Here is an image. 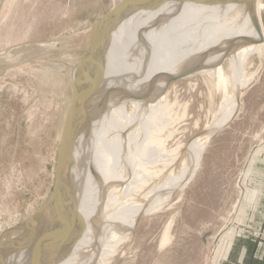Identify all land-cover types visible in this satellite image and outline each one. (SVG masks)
Listing matches in <instances>:
<instances>
[{"label": "rangeland", "instance_id": "1", "mask_svg": "<svg viewBox=\"0 0 264 264\" xmlns=\"http://www.w3.org/2000/svg\"><path fill=\"white\" fill-rule=\"evenodd\" d=\"M120 1L0 0V257L25 245L24 223L50 198L61 131L71 103L74 68L87 49L92 26ZM260 2L264 5V0ZM227 6L221 9L222 17L210 23L211 27H218L216 30L222 29V49L229 45L226 40L230 36L251 29L247 16L236 12L238 8L223 16ZM141 14L119 23L117 28L122 24L119 38L117 28L106 38L104 53L108 65L103 75L115 64L123 73V67L134 61L146 58L149 59L146 63H153L162 52H153L151 36L163 47L182 31L191 30L192 35L199 31V18L184 20L185 28L183 20L170 18L163 26L145 34L143 27L154 19L149 21L148 14ZM262 22L264 28V10ZM129 30L136 32L131 37L146 50L144 54L129 56L135 51L127 45ZM197 42L191 43L196 46ZM228 66L227 61L222 62V71L227 76ZM242 71L248 82L239 90L238 109L227 122L217 117L223 98L233 100L231 86L224 96L223 90L217 88L216 76H211L212 79L207 74L178 76L159 92L160 103L162 106L167 103L170 115L158 137L171 158L159 164L162 172L157 176L151 170L145 185H141L143 192H136L135 202H145L149 196L154 199L151 202L161 205L139 217L133 226L134 216L126 222L125 229L122 227L117 234L122 239L116 241L107 264H205L208 239L234 225L253 157L264 152V49L250 54ZM134 77L140 83L142 73ZM97 98L94 94L88 104L84 103L79 126L96 105ZM126 111L128 114L135 111L130 101ZM203 142L206 144L198 161L187 168L186 149L192 144L201 146ZM75 153L74 165L79 161ZM81 179L84 185L85 176ZM159 185L163 187L153 193ZM74 209L77 214L78 209ZM80 231L76 234H82ZM115 239L110 241L115 243ZM113 245L108 244L110 253ZM86 248L98 251L99 244L94 242ZM99 252L104 253L101 249ZM106 257L104 254L101 260L105 261Z\"/></svg>", "mask_w": 264, "mask_h": 264}, {"label": "bare ground", "instance_id": "2", "mask_svg": "<svg viewBox=\"0 0 264 264\" xmlns=\"http://www.w3.org/2000/svg\"><path fill=\"white\" fill-rule=\"evenodd\" d=\"M185 4H187V7L182 10ZM225 5L228 6L224 10L223 16L233 13L238 8L236 12H241L242 16H247L251 29L241 35L234 34L235 36H230L231 39L226 40L229 45L222 49L224 39L222 29L216 30L218 27L215 25L211 27L210 23L222 17V15L220 16L221 9ZM167 7L170 8L169 12ZM263 10L264 5L260 0H254L253 3L245 0H232L231 2L216 4L170 1L158 2L151 6H145L140 2L133 3L130 12L121 23L132 16L141 13L144 16V13H146L151 18L149 21L154 20L143 27L142 31L145 34L163 26L170 18L183 20V28L187 25L184 20L199 18V31L194 35H192L194 32H191V30L182 31L177 38H174L175 40L172 43L163 47H159L158 39L155 40L151 36L149 39L154 46L153 52H162L157 59L152 61L153 63H146L149 59L143 58L123 67V73L120 66L115 64L112 66L114 68L103 75L104 79L108 81H103V84L101 83L96 90L95 96H98L96 105L86 115L84 114L85 117L78 127L76 140L72 148L71 164L67 170V178L70 193L73 195V205L78 211L70 224L68 239L58 251L56 264H107L112 254H114L116 241L122 239L117 234L121 233L119 230L122 227L125 229L126 222L128 220L130 222L132 220L130 218L134 216L131 221L133 226L139 217L158 209L161 204L151 202L154 200L153 197L149 198L148 196L147 201L139 200L137 203L135 197L138 195H136V192L142 191L143 187L141 185L151 175V170H153L152 174L157 176L159 172H162L158 168L159 164L171 158V155L169 156L164 150L165 147L162 148V139L160 140L158 137L170 115L167 111V103L164 106L160 103L161 95L159 92L178 76L207 74L210 79L213 78L211 76H216L218 80L217 88L221 92L223 90L224 96L227 94L228 86H231L232 92L230 93L233 100L231 97L225 96L223 98L220 116L217 117L221 118L222 121H229V118L238 109L239 90L248 82L242 71L246 58L250 54L259 53L264 49ZM254 17L259 32L255 29ZM121 27L122 24L118 28L116 27L118 30L117 37ZM131 31L129 30L128 34ZM135 34L136 32H133L126 37L128 38L127 45L135 50L133 54L129 55L130 57L146 52L140 46L139 41L135 42L131 37ZM195 36L198 37L195 38ZM260 37L263 45L258 46L256 43ZM195 41L198 43L196 46L192 45ZM248 42L251 44H247ZM134 43H137V45H134ZM114 47L112 53H115ZM106 59H108V56L105 54L104 70L106 69L105 65H108ZM223 61H227L230 65L227 70L229 76L222 71ZM213 69L215 70L213 71ZM76 70L74 72L77 73ZM140 72L142 77L139 83L134 76L140 74ZM205 82L208 83V81ZM113 88L118 89V91L116 92ZM163 100L165 101V99ZM128 101L135 108L133 114H128L126 111ZM220 124L222 127V123ZM205 144L206 142H203L201 146H198V144L188 146L189 148L186 150L189 157L186 165L189 167L187 168L190 169L196 164ZM74 153L78 155L77 160L79 159L75 165ZM149 165L152 167L150 168ZM188 172L183 173L181 181L185 180ZM84 176L85 182L83 185L81 177L84 178ZM162 185L153 189V193H156V190L159 191L158 189L163 187ZM79 227L82 228V231L78 229ZM78 230L82 234L76 235ZM80 237L83 239L86 237L87 240L81 241L78 239ZM113 238H116L115 243L110 241ZM9 241H7V245H9ZM94 242L99 244V249L104 253L100 254L99 249L97 251L93 248L89 250L86 248L88 244L91 245ZM161 243L160 245H162ZM108 244H114L111 253L108 250ZM104 254H107L108 257L105 261H102ZM29 255L30 251L23 250L15 251L10 255L3 254L1 258H3L4 264H23L28 262Z\"/></svg>", "mask_w": 264, "mask_h": 264}, {"label": "water", "instance_id": "3", "mask_svg": "<svg viewBox=\"0 0 264 264\" xmlns=\"http://www.w3.org/2000/svg\"><path fill=\"white\" fill-rule=\"evenodd\" d=\"M170 1L216 4L232 0L223 2L222 0H121L92 26L87 49L74 68L75 70L77 68V73L74 82H72L71 103L61 131L52 193L48 202L24 223L23 227L27 230L25 245L15 248L16 252L30 251L28 262L23 264H56L58 251L68 239L69 227L75 215V209L73 198L70 195L67 170L71 164L72 148L78 132L81 109L84 103L90 102L104 79L106 54L104 48L107 36L128 15L134 2L151 6L158 2ZM245 1L254 2V0ZM253 21L256 31L259 32L255 17ZM256 44H263L261 37ZM0 264H4V261H0Z\"/></svg>", "mask_w": 264, "mask_h": 264}, {"label": "crops", "instance_id": "4", "mask_svg": "<svg viewBox=\"0 0 264 264\" xmlns=\"http://www.w3.org/2000/svg\"><path fill=\"white\" fill-rule=\"evenodd\" d=\"M253 158L236 221L208 239L205 264H264V152Z\"/></svg>", "mask_w": 264, "mask_h": 264}, {"label": "built area", "instance_id": "5", "mask_svg": "<svg viewBox=\"0 0 264 264\" xmlns=\"http://www.w3.org/2000/svg\"><path fill=\"white\" fill-rule=\"evenodd\" d=\"M258 237H261L262 239H264V233H259Z\"/></svg>", "mask_w": 264, "mask_h": 264}]
</instances>
